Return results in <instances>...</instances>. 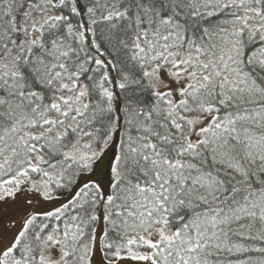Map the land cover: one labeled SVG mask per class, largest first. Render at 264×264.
<instances>
[{"label":"snow or ice","instance_id":"1","mask_svg":"<svg viewBox=\"0 0 264 264\" xmlns=\"http://www.w3.org/2000/svg\"><path fill=\"white\" fill-rule=\"evenodd\" d=\"M0 264H264V0H0Z\"/></svg>","mask_w":264,"mask_h":264}]
</instances>
